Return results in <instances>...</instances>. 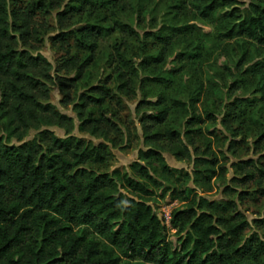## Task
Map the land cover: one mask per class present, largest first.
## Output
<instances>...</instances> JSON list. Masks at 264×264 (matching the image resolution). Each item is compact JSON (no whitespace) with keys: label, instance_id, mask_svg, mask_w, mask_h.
Wrapping results in <instances>:
<instances>
[{"label":"trees","instance_id":"obj_1","mask_svg":"<svg viewBox=\"0 0 264 264\" xmlns=\"http://www.w3.org/2000/svg\"><path fill=\"white\" fill-rule=\"evenodd\" d=\"M65 0H48L21 6L19 0H0V264H260L264 263V240L258 234L246 241L243 233L250 223L238 210L235 201H209L188 187L211 189L219 165L210 146L202 137V115L196 111L201 92L192 96L190 118L184 136L167 127L174 112L188 111L181 101L171 104L163 95L156 101H141L147 150H140L138 160L128 170L100 172L112 153L105 143L95 144L72 133L102 138L117 147L122 135L113 101L120 104L121 95H137L138 68L128 57L125 41L116 48L115 90L109 82L89 87L78 95L73 105L76 119L62 113L50 102L52 87L58 86L64 105L71 104L72 92L79 91L80 80L97 59L100 39L111 32L124 37L138 36L121 15L131 9V0H82L79 8L59 13L63 33L52 38L66 52L58 66L41 53L37 44L43 41L36 26L38 11L57 9ZM191 1L198 15L219 24L230 39L254 43L264 54V0H250L246 8L241 0ZM101 11L111 16L114 25L87 23L70 31L67 24L76 13ZM65 32V30H68ZM85 58L71 55L69 37ZM163 44L158 55L144 57V70L161 73L168 59L169 40L161 33L147 34ZM62 72L64 75H62ZM75 73V77L67 74ZM252 72L260 77L264 90V63L254 65ZM173 76H176L175 74ZM159 84L172 82L156 78ZM142 90L145 87L142 85ZM242 101L228 107L222 122L234 139ZM207 119L215 122L211 112ZM65 131L59 137L50 128ZM32 131L37 132L26 140ZM187 141V144L185 142ZM264 147V130L255 143ZM179 161L194 164L189 173L171 168L163 150ZM190 148H193L191 151ZM218 166V167H217ZM242 175L239 183L264 182V156L234 164ZM172 191L174 199L189 204L171 214L170 226L179 236V248L167 238L164 219L149 204L154 189ZM228 190L231 192L232 189ZM246 194L240 199L245 200ZM258 229L264 220H254Z\"/></svg>","mask_w":264,"mask_h":264},{"label":"rangeland","instance_id":"obj_2","mask_svg":"<svg viewBox=\"0 0 264 264\" xmlns=\"http://www.w3.org/2000/svg\"><path fill=\"white\" fill-rule=\"evenodd\" d=\"M48 3V0H19L21 6H31L38 2ZM250 0H241L243 9ZM82 0H65L57 9L38 11L35 17L36 26L40 30L43 41L38 45L39 53L44 55L54 67L58 66L66 52L59 45H53L52 38L63 33L59 22V13L70 7L79 8ZM97 11L78 12L69 19L67 24L70 31L87 23L98 25H114L111 16ZM121 19L133 26L136 37L127 38L121 33L111 32L102 37L99 42L97 59L88 70L84 80H80L79 91L72 92L71 104L64 105V99L58 86L52 87L50 102L59 111L73 118V110L78 95L89 87L109 82V88L115 90L118 82L115 80L116 48L121 41H125L130 49L128 57L133 59L138 68L136 78L137 95L128 98L121 95L120 104L112 102L111 111H115L117 123L122 135L120 143L114 147L102 138L91 137L76 129L72 134L95 144L105 143L112 153L111 159L99 167L100 172H112L116 169L128 170L131 163L138 160L139 151L147 150L143 126L140 118L144 114H152L149 109L138 108L143 100L156 101L159 95L165 96L168 103L181 101L188 111H178L171 115L167 127H172L183 136L186 130V120L190 118L192 96L201 92L196 111L204 120L200 126L202 137L198 140L201 146L203 141H210L211 149L219 165L224 170L217 171L218 175L211 182V189L198 188L193 181L188 187L196 189L201 197L209 201L232 200L238 205V210L250 223V228L243 233L246 241L251 235L258 234L264 240V228L258 229L254 220H264V182L239 183L242 175L236 172L234 164L247 160H259L264 156V147L257 149L255 143L259 134L264 130V90L260 77L252 72L254 65L264 63V54L260 56L254 43L244 39H230L225 31L220 30L219 24L201 18L195 4L189 1L186 4L176 0H131L129 12L121 15ZM69 31L65 30V32ZM161 33L169 40L167 48L168 59L161 73L153 70H144L140 63L148 55H158L163 44L158 40L147 37V34ZM70 53L84 59L86 52L76 47L74 37H69ZM176 76H173V75ZM62 75L64 73L62 72ZM75 77V73L67 74ZM168 78L169 84H159L156 78ZM142 85L145 90H142ZM242 101L238 111L239 119L234 123L240 135L235 139V152L231 147L234 137L223 125V118L228 106L234 101ZM211 112L215 122L207 119L206 114ZM77 120V119H76ZM59 137H65L64 130L57 127L50 128ZM37 132L32 131L26 140H31ZM186 144L187 141L185 140ZM193 151V148H190ZM163 156L171 168L183 169L191 173L194 164L188 161H179L172 152L163 150ZM217 166V167H218ZM229 189H232L230 192ZM246 194L245 200L240 195ZM149 204L167 227V238L175 247L179 248V236L170 226L171 214L187 207L188 202L174 199L172 191L164 188L154 189ZM260 264H264L263 261Z\"/></svg>","mask_w":264,"mask_h":264}]
</instances>
